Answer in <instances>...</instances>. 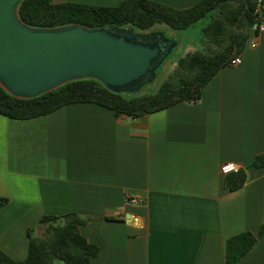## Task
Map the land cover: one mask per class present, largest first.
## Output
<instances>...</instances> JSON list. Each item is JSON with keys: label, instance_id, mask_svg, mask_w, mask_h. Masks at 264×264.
Instances as JSON below:
<instances>
[{"label": "crops", "instance_id": "0c3cea01", "mask_svg": "<svg viewBox=\"0 0 264 264\" xmlns=\"http://www.w3.org/2000/svg\"><path fill=\"white\" fill-rule=\"evenodd\" d=\"M64 1L119 2L53 0ZM254 39L196 101L139 117L90 102L0 114V249L25 259L41 217L72 212L89 218L79 230L99 247L89 264H228L226 240L264 223V165L253 164L264 154V30ZM228 162L246 173L233 191L220 170ZM232 264H264V234Z\"/></svg>", "mask_w": 264, "mask_h": 264}, {"label": "trees", "instance_id": "16d2710c", "mask_svg": "<svg viewBox=\"0 0 264 264\" xmlns=\"http://www.w3.org/2000/svg\"><path fill=\"white\" fill-rule=\"evenodd\" d=\"M264 0H199L186 8H174L154 0H119L115 6L96 5L74 1L22 0L18 6L19 18L28 26L54 28L80 24L99 27L107 24L132 26L135 30H150L156 24H165L176 30L193 26L209 15L200 29V47L180 56L166 78L154 92L132 94L115 92L98 79L88 77L68 81L50 91L31 98L17 97L0 84V114L14 119H29L46 115L73 103L90 102L107 107L116 115L143 116L170 107L182 101H196L203 87L224 66L238 56L251 39V29L261 23L257 9ZM255 166L264 165V154L255 157ZM246 180L239 168L225 174L224 184L237 190ZM6 198L0 197V202ZM89 218L77 213L44 215L42 236L29 230L27 256L16 260L0 249V264H89L99 247L87 240L79 225ZM264 234V223L257 234L240 232L226 240V262L232 264L244 256Z\"/></svg>", "mask_w": 264, "mask_h": 264}, {"label": "water", "instance_id": "95a60500", "mask_svg": "<svg viewBox=\"0 0 264 264\" xmlns=\"http://www.w3.org/2000/svg\"><path fill=\"white\" fill-rule=\"evenodd\" d=\"M21 1L0 0V84L17 97L88 77L115 92L137 91L153 80L177 43L156 29L115 24L31 27L19 18ZM249 36H256V25Z\"/></svg>", "mask_w": 264, "mask_h": 264}, {"label": "rangeland", "instance_id": "374dc122", "mask_svg": "<svg viewBox=\"0 0 264 264\" xmlns=\"http://www.w3.org/2000/svg\"><path fill=\"white\" fill-rule=\"evenodd\" d=\"M208 20L209 15L197 21L193 26L182 30L172 29L165 24H156L153 29L162 31L165 37L172 38L176 40L177 43L156 70L153 80L143 85L139 90L131 93L137 95L144 92H154L163 79L166 78L170 70L174 67L176 60L180 56H183L188 51L200 47V29L207 24ZM58 264L64 263L62 261H58Z\"/></svg>", "mask_w": 264, "mask_h": 264}, {"label": "built area", "instance_id": "2783aa9c", "mask_svg": "<svg viewBox=\"0 0 264 264\" xmlns=\"http://www.w3.org/2000/svg\"><path fill=\"white\" fill-rule=\"evenodd\" d=\"M257 11H259L260 13V18H261V23L258 25V32H261L264 30V7L257 9ZM257 33V32H256ZM248 45L250 47H255L256 46V40L253 38H251L248 41ZM240 58L238 56H236L234 59L231 60L230 64H238L240 63ZM240 167L236 164V163H232V162H228V163H224L220 170L221 173L223 174H227L229 172H235L239 169ZM128 201L130 203H134V204H140L142 203V201H140L139 199L135 198V197H129Z\"/></svg>", "mask_w": 264, "mask_h": 264}]
</instances>
